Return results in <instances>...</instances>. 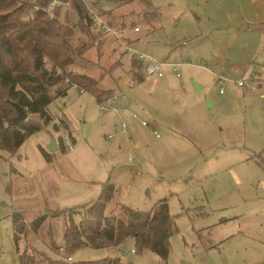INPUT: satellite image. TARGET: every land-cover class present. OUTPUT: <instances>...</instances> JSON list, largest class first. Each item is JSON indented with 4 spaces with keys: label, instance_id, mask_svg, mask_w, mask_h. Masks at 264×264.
<instances>
[{
    "label": "rangeland",
    "instance_id": "obj_1",
    "mask_svg": "<svg viewBox=\"0 0 264 264\" xmlns=\"http://www.w3.org/2000/svg\"><path fill=\"white\" fill-rule=\"evenodd\" d=\"M149 1L159 12V18L151 21L143 19L142 0L117 6L101 2L112 7L109 16L114 15L116 24L125 21L127 26L119 29L125 42L159 60L180 62L176 69L165 65L161 76L137 82L130 74L131 56L136 58L137 53L119 44L112 33L99 31L94 22L90 25L94 34L82 31L83 19L71 4L47 7L51 15L58 12L61 21L73 24L74 45L81 46L83 40L89 44L66 70L95 76L108 70L106 75L116 77L123 94L108 103L122 95L132 100L125 110L133 120L132 129L126 121V137L118 143L124 133L102 120L111 107L96 109L90 91L70 85L66 94L47 105L49 122L26 136L15 151L0 148V264H19L12 211H24L30 220L51 209L42 208L41 203L48 204L43 196L40 200L33 195L39 189L40 156L46 153L58 156L54 160L63 173L62 184L80 173L85 185H97L90 180L94 177L90 164L109 162L106 176L112 170L108 178L115 190L105 213L124 217L123 205L149 210L165 197L172 216L174 230L165 259L151 249H139L132 238L117 246L77 251L73 259L85 261L109 253L130 264H264V91L243 93L240 86L224 82L229 96L224 99L211 72L238 78L255 63L264 64V0ZM24 15H32V8ZM46 61L51 70L52 62ZM32 119L41 122L37 115ZM61 119L67 124L60 126ZM142 120L152 123L159 137ZM109 133L114 139L107 138ZM64 134L72 141L71 136L76 138L71 152L61 148ZM52 138L55 150L49 148ZM83 147L94 157L74 159ZM70 160L79 173L69 167ZM73 216L77 221L81 214ZM65 217L49 218L37 233L28 225L18 245L53 254L48 234L52 230L56 243L62 244ZM132 248L135 252H130Z\"/></svg>",
    "mask_w": 264,
    "mask_h": 264
},
{
    "label": "trees",
    "instance_id": "obj_2",
    "mask_svg": "<svg viewBox=\"0 0 264 264\" xmlns=\"http://www.w3.org/2000/svg\"><path fill=\"white\" fill-rule=\"evenodd\" d=\"M51 1L0 0V148L11 152L24 142L26 136L40 130L42 123L51 120L47 105L55 97L66 94L72 83L93 93L98 101L113 93L111 89L105 90L99 86L100 79L108 70H100L98 76L86 71L66 70L68 64L74 62L76 56L82 55L89 44L85 40L81 46L72 43L71 38L76 34L74 26L61 21L58 12L51 15L46 10ZM102 1L117 6L132 0H89L97 13L106 16L104 19L109 26L117 29L126 27L123 19L116 24L113 20L114 15L110 18L112 7H104ZM83 2L70 0L72 8L79 14L78 17L83 19L80 29L94 34L90 26L94 21ZM142 2V15L145 21L159 18L157 8L149 0ZM60 4L62 3L53 6L59 7ZM12 6L13 9L7 10ZM29 8H32V15H24ZM46 60L52 62L51 70H48ZM140 65L142 67L141 61ZM113 67L114 65L110 68ZM13 102H17L28 111V116L24 120L17 117ZM32 113L39 114L41 122L33 120L29 116ZM61 148L64 149L63 143ZM46 157L50 158V154L46 153ZM102 186L100 194L85 204L47 210L35 214L30 220H27L24 211L14 209L11 216L19 264H65L62 255L57 253L60 245H64L65 253L74 255L77 251L89 247L103 249L117 246L127 238H132L139 249H151L165 259L169 251L168 238L174 230L166 198L155 202L149 210L123 205L125 216L122 217L115 213H105L106 203L112 198L115 184L107 178ZM75 212L81 214L77 221L73 216ZM60 215L66 216L62 226V244L56 243L52 230L50 236L48 234V244L53 254L28 245L21 249L18 241L27 232L28 225L37 233L49 218H57ZM73 264L130 263L119 256L105 254L85 261L74 259Z\"/></svg>",
    "mask_w": 264,
    "mask_h": 264
},
{
    "label": "crops",
    "instance_id": "obj_3",
    "mask_svg": "<svg viewBox=\"0 0 264 264\" xmlns=\"http://www.w3.org/2000/svg\"><path fill=\"white\" fill-rule=\"evenodd\" d=\"M134 30H135V28H134ZM125 37L129 40H132L134 38L133 36H130V34L129 35L125 34ZM112 39H113V37H112ZM113 41H115V40L113 39ZM131 57H132L131 58L132 59L131 60V68H130V74L132 75L131 77L136 82L137 81H143L144 80L143 74H142L143 70H142V67L140 65V61L137 60V58H134L133 56H131ZM116 60H118V59H115V61ZM117 64H118V62L116 63V65ZM201 64H204V63H201ZM201 64H199L200 67H201ZM114 67H115V65H114ZM203 69H205V68H203ZM211 72L214 74V78H215L216 73L226 74L223 71L217 72V71L211 70ZM108 75H106V73H105L102 76V78L100 79L99 86L101 88H104L105 90L111 89L113 91V93L110 96H114L116 94L117 95L116 98H117L121 95V93L123 94V92H122V90H120L119 83H118L116 77H113L110 74H108ZM234 79H236V78H234ZM102 80H103V82H102ZM233 85H234V83H233ZM199 87H200V85H199ZM239 88L240 89L238 91L243 92V93H247L249 91H252V90H249L247 88H243L241 86ZM83 92H85V91H83ZM119 92H121V93H119ZM91 94L94 96L96 103H97L98 100L96 99L95 95L93 93H91ZM221 94L223 95L224 99H227V100L229 99V96L226 94V91H224ZM110 96H108V97H110ZM131 104H132V100H130V99L128 100L127 98L124 97V95H122L121 98H118L116 100V102L110 104V105H112L111 108L106 111L107 114H105L102 118V120L104 122H107L109 125L113 126V128L116 127L117 128L116 130H118L119 133H122V132L124 133L122 135V137H120L117 140L118 143H119V140H122L123 138L126 137L125 132L127 131V128H128L127 122L132 129L133 120H132V118H129L130 117L129 114H127L125 112V110H128L129 108H131ZM96 109L100 110L101 108L99 109L96 106ZM33 114L39 116V114H37V113L29 114V116L32 118ZM123 120H125V121H123ZM64 123H66L65 120L61 119L59 125L60 126L65 125ZM123 123L126 124V128L124 130L122 129ZM141 123H142V121H141ZM149 125L152 128V130L156 129L152 123H149ZM71 137L73 138V141L76 140L75 137H73V136H71ZM107 138L109 140L114 139V137L110 133L107 135ZM73 149H74V145L71 148V150L73 151ZM71 150H69V151L71 152ZM86 154L89 155V159L94 157L93 154L89 152L88 148H85V147L77 150V154L76 155L73 154V157H74V159L82 160L81 158L83 156L85 157ZM56 157H58V156L55 153L50 154V158L43 157V155H42V156H40L41 161L37 166L38 167L37 168V182L38 183H36V184H38L39 189L36 190L35 193H33V195L40 196V198H39L40 200H41V196L44 197V199L46 200V202L48 204H45L43 207V205H42L43 203H41V206L43 209L51 208L48 210H54L52 208H56V209L57 208H61V209L72 208V206L82 205V204L87 203L90 200L95 199L94 195H97L98 193L100 194L102 187H103L102 186L103 181L106 180L108 178V176H110V172H112V170H110L109 174L106 176V174L109 170L108 169L109 168L108 167L109 162H102V163H100L98 161L92 162L90 164L91 169L89 171L91 173H93L94 177L90 176L91 177L90 180L95 181L98 184L94 185V186L85 185V182L83 181L82 177H80V173H79L80 170L77 167H75V164L70 160L69 161V167L73 168L72 170L75 171L76 173H79L80 178L77 175V177L71 178L72 181H70V178H68L66 180V182L64 184H62L64 181V177H63V173L61 172L60 168H58V166L56 164L58 159L54 160V158H56ZM106 163H107V165H106ZM30 173H31V170L28 171V174H30ZM71 173H72V171H71ZM28 174H26V175H28ZM104 177H105V179H104ZM68 180H69V182H68ZM99 184H101V185H99ZM63 186H65V188H66V191H64V192H63ZM99 187H101V188H99Z\"/></svg>",
    "mask_w": 264,
    "mask_h": 264
},
{
    "label": "built area",
    "instance_id": "obj_4",
    "mask_svg": "<svg viewBox=\"0 0 264 264\" xmlns=\"http://www.w3.org/2000/svg\"><path fill=\"white\" fill-rule=\"evenodd\" d=\"M85 3V6L87 8V12L90 15V17L93 19L94 23L97 25V27H99V29H101L103 32L106 33H112L114 35L115 40L119 43L122 44L123 46L126 47L127 50H133V52L136 54L134 56H136V58H138L139 61L142 62V74H143V79H149L152 78L154 76H161L163 74V67L167 64H172L174 66V68L176 69L177 66L180 64V62L176 61V62H168L166 60H162V59H157L147 53L141 52L139 50H137L136 48H133L131 45H129V43L125 42L120 34V30L115 28V27H111L109 26L104 17L102 16V14L97 13L94 8L90 5L88 0H83ZM56 3H62L64 5H69L70 4V0L67 1H62V0H52L51 4H56ZM135 30H139V28L137 26H134ZM258 63H255L253 67H249L248 70H245L244 74H242L241 76H239L238 78L234 79L231 78L230 76L226 75V74H219L216 73L215 74V78L217 79L219 85V91L220 93H223L225 91V87L223 86L224 82H231L236 84L237 86H241L243 88H247L249 90H260V91H264V71L260 70L261 68H264V64L261 65H256ZM257 66V67H255ZM201 67L207 69L208 66L206 64H201ZM177 74H179L178 72H176ZM65 82H68V79L65 80ZM72 85H76V83H72ZM79 88V87H78ZM79 90L81 92H83L84 90L82 88H79ZM121 93V92H119ZM122 94V93H121ZM117 95L115 94L114 96H110L104 99H101L100 101H98L96 103V106L100 109H108L109 107H111L112 105H110L108 102L110 101L111 97H116ZM138 114L136 112H133V116H137ZM142 124L143 125H147L149 124V121L147 120H142ZM126 128V124L123 123L122 124V129L124 130ZM153 133L157 136H159L158 132L156 129H153ZM110 136V135H109ZM62 143L64 146V149L67 150H71V148L74 145V142L72 141L71 138H69L66 134L63 135V139H62ZM58 252L59 254L62 255L63 259L65 260V264H73V255L72 254H67L64 252V245H60L58 248ZM130 252H135V249H130ZM108 255H111L108 253Z\"/></svg>",
    "mask_w": 264,
    "mask_h": 264
},
{
    "label": "water",
    "instance_id": "obj_5",
    "mask_svg": "<svg viewBox=\"0 0 264 264\" xmlns=\"http://www.w3.org/2000/svg\"><path fill=\"white\" fill-rule=\"evenodd\" d=\"M194 86L196 88H199V84L196 83V82H194ZM209 104H212V103H209ZM13 106H14V108H16L17 117L19 119L24 120V118H26L28 116V111L25 108H23L21 105H19L17 102H13ZM49 148H50V150H55V148H56V141H55L54 138H52L51 144L49 145ZM20 172L22 174H24V175L25 174H28V171L27 170H20Z\"/></svg>",
    "mask_w": 264,
    "mask_h": 264
}]
</instances>
